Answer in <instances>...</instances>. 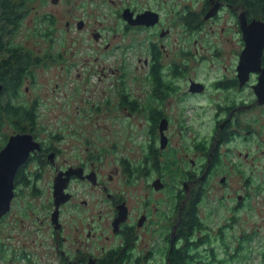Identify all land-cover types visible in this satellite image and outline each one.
<instances>
[{
  "label": "rangeland",
  "instance_id": "374dc122",
  "mask_svg": "<svg viewBox=\"0 0 264 264\" xmlns=\"http://www.w3.org/2000/svg\"><path fill=\"white\" fill-rule=\"evenodd\" d=\"M30 1L24 12L23 26L18 33L7 37L5 42L23 44L32 53L35 60H37V56L40 60L32 61L22 87L23 94L18 99H13L12 102L21 105L20 107L26 110L36 104L38 121L35 128L37 133L45 139H48L47 136L50 133L58 135L54 143L62 144H55L56 148L67 151L70 157L78 153L82 159L87 158L90 150V153L97 152L101 155L104 171L108 172L110 169L118 167L120 175L110 185L112 193L119 199L128 202L133 214H147L149 216L148 224L154 220V225L149 224L148 230L145 232L148 240H143L142 237V255L154 247L158 246L160 249L158 238L160 225L165 222V216L173 215L175 217L178 208L182 206V202L187 196L186 191H183L182 184L187 181V176L186 172L171 170L166 157L160 158L162 154H151L149 149L151 138L148 131L149 126L145 123V115L142 114L141 118L137 113L127 118L129 110L121 106L122 102L126 106V97L131 103L139 101L140 98L143 100L142 95L148 90L151 83L146 78L149 69L143 62L145 59H149L151 53V42L145 32H142V36L135 37L133 34L126 36L120 29L116 39L113 38L115 23L123 25L121 5L131 3L139 7L140 0H59L58 4L52 3V0ZM204 1L142 0V11L153 9L160 12L163 19L160 27L175 28L178 31L188 28L191 32L192 38L188 52L192 55L186 61V67L190 69L188 78L202 79L210 92L209 94L205 92V97L203 94L195 97L196 99L184 102H167L165 106H167V112L173 117L174 127L177 125L176 120L184 121L183 118L191 127L199 125L204 120L203 127L206 132L211 131L215 121L216 102L225 105V97L231 99L235 92L237 95L234 100L241 103L244 100L249 101V97L252 99L254 93L253 90L235 91L232 82L227 83V87L232 88L227 91H224V82H222V86H219L221 89L214 88L213 81L234 78L239 63V54L240 51H243L244 46L239 35L237 21L235 22V19L227 12L221 14L219 19L205 21V15L201 14ZM218 7L217 4L215 9ZM80 21L85 22L82 31L77 29ZM200 22H203V25L201 28H197ZM67 23H70V28ZM93 30L102 33L100 42L93 38ZM154 31H149L147 34L152 37V41L160 43L161 40L158 39V36L154 38L151 34ZM33 32L34 35L30 36ZM175 38L176 35L173 31L170 40H167L175 44L173 54H176L179 46L182 45ZM107 44L111 45L109 51L105 49ZM163 55L166 56L165 53ZM140 58H142L141 63H139ZM173 60L174 57L171 56V61ZM163 62L166 66L168 65L167 60H163ZM176 62L180 68L184 67L183 60L180 58H177ZM111 69L114 71L121 69L118 70L120 76L112 77ZM101 71L104 72V76L101 75ZM139 74L142 81L135 79ZM115 79H118L116 83H114ZM230 91L231 93L228 94L227 92ZM5 98L8 101L9 98ZM200 106L204 107L199 108ZM243 112L242 119L251 122V128L255 130L253 134L257 140H253L248 146L240 145L238 149L239 151L242 149L243 154L249 153L251 158L262 157L264 151V108L258 107L257 110ZM251 114L254 117L253 120L250 117ZM223 116L224 114L220 115V117ZM19 118L22 121L26 119L25 117ZM19 118L15 120L18 124L21 123ZM239 128L242 132L251 130L245 123ZM15 131L7 120L1 119L0 146L3 144V138L15 135ZM41 137H39L40 140L43 139ZM63 137H65L64 140ZM172 138L171 145L175 147L178 138ZM43 141L47 145L51 143L50 140L43 139ZM224 157L229 166L218 169L208 182L209 184L207 183L203 188L205 198L202 199L199 206L198 219L203 225L201 236L206 238L209 234V237L205 239L209 242L206 241L205 246L198 247L197 251L201 253L206 251L203 258L210 260L208 258L209 250L215 246L220 260L225 259L227 264H238L239 261L231 257L233 250L236 249L232 234L241 229H248L252 223L253 229L259 225L264 226V192H260L261 190L252 191V208L246 207L243 210L241 213L243 220L239 227L227 226L225 228V233H227L225 241L231 250L228 255H226L227 251L222 254L224 241L218 240L220 231L234 215L236 196L246 192L243 185L245 175L252 176L251 169L245 164L243 165L245 163L243 160L237 166L233 156ZM74 159L75 157L72 158V160ZM157 159L163 161L160 168L156 165ZM123 160L133 165L132 176L124 171ZM263 172L264 170L260 167L255 171L254 185L263 181ZM223 176L226 177V184L220 183ZM157 178H161L167 184L164 190L156 191L152 187L153 181ZM198 188L199 185L195 187L196 190ZM76 189L80 195L78 203L86 199L90 204H93L90 211H99L102 215H108L106 204L100 202L105 199L101 192H92L86 188V185L76 186ZM253 189L255 190L254 187L251 188V190ZM180 193H182V201L175 198V195ZM46 196L48 197L47 193ZM229 196H232L230 200ZM94 203H97L95 207ZM247 204H251L250 201H247ZM184 210L188 211V204ZM36 211L38 210L36 209ZM39 211L41 215L42 211L40 209ZM45 216H47L46 211ZM28 218L31 219L28 229L33 242L26 245L27 254L29 253L28 261L19 257V250L23 247L20 242L22 234H19L18 230L14 228L13 217L10 215L0 225V243L4 245H0V255L4 253L3 258H0V264H61L59 255H57L54 245L51 244L53 241L51 240L53 236L51 229L45 224L44 226L40 225L31 216ZM46 222L47 220H44V223ZM166 230L168 232V228ZM99 231H103L101 221ZM154 236L156 237L155 242L153 241ZM262 236H264V231L260 234V238ZM83 238L85 239V236ZM101 240L102 238H100ZM147 242L149 246H147ZM104 246L106 248L116 247H112L108 243H105ZM101 247L100 243L95 242L92 250H100ZM219 251L220 253H218ZM252 255H254L253 262H245L249 259L248 256L241 264H264L263 252L254 251ZM155 260L147 261L142 258V264H155ZM216 262L219 261L216 260ZM206 264L208 263L206 262Z\"/></svg>",
  "mask_w": 264,
  "mask_h": 264
},
{
  "label": "flooded vegetation",
  "instance_id": "af4514ba",
  "mask_svg": "<svg viewBox=\"0 0 264 264\" xmlns=\"http://www.w3.org/2000/svg\"><path fill=\"white\" fill-rule=\"evenodd\" d=\"M217 4L219 7L215 9ZM121 6V20L123 25L120 26L119 23H115L113 38L116 39L121 29L126 36L131 34L135 37L137 35L142 36V32H145L146 36L149 38V42H151L150 57L143 61L144 65L149 69V74L146 77L149 82L151 81L149 88L146 91L144 90L145 93L142 95L143 100L140 98L139 101L131 103L128 97H126V106L123 105V102L121 106L129 110L127 118L137 113L140 114L141 118L142 114L145 115V123L149 126L148 131L151 138L149 146L151 154L160 153L162 154L160 158L166 157L168 166L171 167V170L186 172L187 181L183 182L182 187L183 191H186L187 196L182 202V206L178 208L175 217H173V215L163 216L165 222L160 225V234L158 237L160 249L157 246L142 255V237L143 240L147 239L145 232L148 230L149 224L154 223V220H151L148 224L149 216L147 214H133L128 202L119 199L112 193L110 185H112L115 178L120 175V169L116 167L110 169L108 172L104 171L101 155L97 152L90 153V150L87 158L82 159L78 153L70 157L67 151L56 148L57 146H55V144L61 145L62 143H54L58 135H54L53 133L47 136L48 139L41 137L37 132L33 134L29 133L33 136L34 140L40 144L41 148L31 153L27 162L20 167L15 178V197L12 202L11 210L0 220L1 225L3 220L7 217L10 215L13 217L12 222L14 228L18 230L19 234H22L20 242L23 247L19 250V257L23 260L28 261L29 258L26 245L30 242L31 244L33 243L32 237H30L31 232L28 229L31 220L28 217L31 216L34 221L37 220L42 226L45 224L46 227L50 228L53 232L51 238L53 241H51V244L54 245V249L57 255H59L61 264H142V258L148 259V261H154L155 258H157L155 264H171L172 255L178 250L181 244L180 242L186 244V239L188 240L190 250L194 249L193 251L195 252V254L191 255L188 253V257H194L196 261H199L200 258H203L206 251L201 253L197 251V248L205 246L206 241L205 237L201 236L203 225L198 219V209L202 203V199L205 198L203 191L204 186L211 180L213 174L218 169L229 166L224 156H233L237 166H239L238 163L240 162L241 164L243 160L245 162L243 165L245 164L246 167H249L251 169L250 174H252L251 177L245 175L243 185L245 186L246 192L244 194L239 193L236 196L237 203L232 219L228 220V218H226V220H228L227 223L230 222L231 224L230 227H239L243 220L241 214L243 210L246 207L252 208V191L261 190L260 192H264V172L263 181L254 185L253 180V175L259 167L264 170V151L262 157L257 156L251 158L249 153L243 154V150L240 149L239 151L238 149L240 145L245 144L248 146L253 140H257V138L254 137L253 133L255 130L251 128V122L249 120H243L241 115L245 110L251 112L252 110H257L258 107L264 108V106L257 104V97L253 90V87L258 83V75L252 74L249 82L243 87L240 86V82L237 78V71L234 78L229 80H215L216 82L213 81L214 88L221 89L219 86H222V82H224V91H227L228 89H232L227 87V83L232 82L235 91L243 92L245 90H253L252 92L254 95L252 99L249 97V101L244 100L239 103L238 100H234L235 95H237L234 92L231 99L225 97V105L216 102L217 105L214 107L216 108L214 115L215 121L211 131L204 132V120L199 125L191 127L187 124V120L183 118L184 121L176 120L177 125L174 127L173 117L167 112V106H165L167 102H184L189 99H196L195 97L201 96L205 92L208 94L210 92L208 86L202 79L196 80L188 78L190 69L186 67V61L189 56L192 55L188 52L192 34L188 28L178 31L175 30V28L160 27L163 23L161 13L153 9H145L142 11V0H140L139 7L131 3ZM126 10H130V12L134 14V18L138 15H142L144 12L151 11L157 13L160 16V20L152 27L142 25L132 26L124 19V12H126ZM225 12L233 17L235 22L237 21L239 35L243 42V35L238 20L239 15L242 13H240V9L229 4L226 0H205L201 14L205 15V21L208 22L213 19H219L221 14ZM211 15L214 16L209 18ZM207 18H209V20H206ZM202 25L203 22H200L197 28H201ZM67 26L70 28V23H67ZM83 26H85V22L80 21L77 29L82 31ZM93 31V38L95 41L100 42L102 33L95 30ZM149 31H154L151 34L154 38L158 36L161 42L152 41V37H149L147 34ZM173 31L176 35L175 40L182 43L176 54H173L175 44L168 42ZM105 49L109 51L111 45L107 44ZM164 53L166 56L163 55ZM241 53L242 51H240L239 59ZM171 56L174 57L173 61H171ZM177 58L183 60L184 67H179L176 62ZM163 60L168 61L167 66L164 64ZM141 62L142 58L139 59V63ZM118 70L114 71L111 69L110 75L112 77L120 76ZM155 70L159 76L158 84L153 82L152 74H154ZM101 75L104 76L103 71H101ZM135 79L136 81H142L140 74ZM117 80L118 79H115V82H113L116 83ZM227 93L230 94L231 91ZM205 94L203 97H205ZM203 107L204 106H200L199 108ZM221 114H224V116L220 117ZM250 117L252 120L254 119L252 114ZM247 118L250 119L249 117ZM191 119L193 120V118ZM243 123L249 126L251 130L242 132L239 127H242ZM39 137L44 140H50L51 143L47 145L43 139L40 140ZM172 137L178 138L179 145H177L178 143L175 147L171 145L173 142ZM60 139L62 140V136ZM64 139L65 137H63V140ZM74 157L75 159L72 160ZM162 162L163 161L160 159H157V167L160 168L163 165ZM122 164L124 166V171H126L129 176H132L131 169L133 165L124 160ZM22 176L23 178H21ZM158 180L161 182L160 184L163 185L162 189L164 190L167 184L161 178L155 179L152 187H154V183ZM220 183L226 184L225 176L220 179ZM85 185L86 188H89L92 192H101L105 197V199L100 202L106 204L108 215H102L99 211H90L93 204H90L86 199L79 201V203L77 202L80 195L77 193L76 186L82 187ZM197 185H199V188L196 190L195 187ZM59 186L63 187L64 192V195L59 197L62 198L60 200L57 199L58 196L55 197L56 187ZM253 187L255 190H251ZM154 189L156 190L155 187ZM85 194H87V192H85ZM181 195L182 193L175 195V198L182 201ZM231 198L232 196L228 197L229 200ZM64 199L65 201L63 202ZM247 201H250L251 204H247ZM193 203L196 205V224L193 225L191 231H189L186 236L182 237L179 234L178 228L184 219L192 221L193 224V219L189 216L193 209ZM187 204L188 211H185L184 209ZM96 205L97 203H94V207ZM36 209L38 211H36ZM39 209L42 211L41 215ZM45 211L47 212V216H45ZM40 219L42 220L40 221ZM44 220H47V222L44 223ZM100 221L102 222L103 228L101 232L99 231ZM227 223L224 224L225 227L219 234L224 238L227 235V233H225ZM163 225L168 228V232L166 230L167 228ZM263 231L264 226L259 225L256 229H253L252 223L248 229H241L239 232L232 234V237L234 238L237 248L247 246L246 251L264 253V236L260 238V234L263 233ZM83 236H85V239ZM206 237H209V234ZM100 238H102L101 241ZM153 241H156L155 236L153 237ZM95 242L102 245L100 250H92L93 243ZM105 243H108L112 247H116L106 248L104 246ZM0 245L4 246L3 244ZM76 245H78L77 248ZM147 246H149L148 242ZM222 249L223 254L227 251V246L223 245ZM228 254L229 253H226V255ZM3 255L4 253L0 255L1 259ZM248 255L249 254H247V257ZM252 258H254L252 254L247 260L241 259L240 257L238 264H241L244 260L245 262L251 263L253 262Z\"/></svg>",
  "mask_w": 264,
  "mask_h": 264
},
{
  "label": "trees",
  "instance_id": "16d2710c",
  "mask_svg": "<svg viewBox=\"0 0 264 264\" xmlns=\"http://www.w3.org/2000/svg\"><path fill=\"white\" fill-rule=\"evenodd\" d=\"M30 2V0H0V84L4 86L3 95L0 100V122L1 119L7 120L14 131L16 130L15 134H33L37 132L35 128L38 121L36 118L37 105L34 104L30 109L26 110L23 107H20L21 105H16L15 102H12L13 99H18L23 94L22 87L25 83L28 67L35 59L32 57V53L23 44L17 45L13 44L11 41L5 42L7 37H11L18 33L21 26H23L25 21L24 12L26 11V5ZM226 2L235 6L237 9H240V13L244 11L247 12L249 22L253 19L264 22V0H226ZM49 20L53 23L51 19ZM32 35H34V32L30 34V36ZM38 59L39 57L37 56V60L34 62L40 60ZM152 76L153 82L158 84L159 76L156 70ZM5 97L9 98L8 101ZM19 117H25L26 119L25 121H22ZM18 118L21 122L19 123L20 125L15 122ZM9 138L10 136L3 138V144L0 146V149H3ZM21 178H23V176ZM192 206L193 209L189 216L193 219V224L192 221L184 219L178 228L179 234L182 237L186 236L187 233L191 231L193 225L196 224L195 203H193ZM227 226H231L230 222L227 223ZM207 238L208 237L205 239ZM220 239H222V242L224 241L223 245L227 246L226 253H229V250L231 249L225 241V238L223 236H219L218 240ZM180 243L181 244L179 245L178 250H176L172 255V259L170 261L171 264H206V262L208 264H227L225 259L220 260V257L217 255V251L215 250V246L211 247L209 250V254L211 252V255L208 254V258L210 260L200 258L199 262H196L194 257H188L189 254L191 255L194 252V249L190 250L188 240H185L186 244H182V242ZM246 247L247 246H241L240 248L236 247L237 249L233 250L231 257L237 261H239L240 257L241 259H246L247 254H249L248 256L250 257L252 252L246 251ZM218 253H220V251ZM215 259L219 262H216ZM146 260L148 261V259Z\"/></svg>",
  "mask_w": 264,
  "mask_h": 264
},
{
  "label": "water",
  "instance_id": "95a60500",
  "mask_svg": "<svg viewBox=\"0 0 264 264\" xmlns=\"http://www.w3.org/2000/svg\"><path fill=\"white\" fill-rule=\"evenodd\" d=\"M58 1L52 0V3L57 4ZM241 14L238 20L243 35L244 48L237 66V78L240 86L243 87L249 82L252 74L258 75V83L253 87V90L257 97V104L264 106V22L257 19L249 22L247 12L244 11ZM213 16L211 15L209 18ZM124 19L132 26L152 27L159 22L160 16L147 11L134 18V14L130 10H126ZM3 91L4 86L0 84V100ZM40 148V144L34 140L31 134L19 133L12 135L4 148L0 150V220L11 210L15 197V178L20 167L27 162L31 153L40 150ZM160 183L159 180L154 183L156 190L163 188ZM63 193L62 186L56 187L55 197L58 196L57 199H62L59 197H62Z\"/></svg>",
  "mask_w": 264,
  "mask_h": 264
},
{
  "label": "bare ground",
  "instance_id": "6f19581e",
  "mask_svg": "<svg viewBox=\"0 0 264 264\" xmlns=\"http://www.w3.org/2000/svg\"><path fill=\"white\" fill-rule=\"evenodd\" d=\"M243 16L241 15V18H242ZM258 98H259V96H258ZM259 100H260V98H259Z\"/></svg>",
  "mask_w": 264,
  "mask_h": 264
}]
</instances>
